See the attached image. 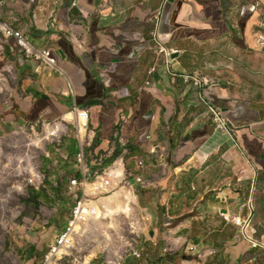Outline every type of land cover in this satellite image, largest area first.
Segmentation results:
<instances>
[{
  "label": "crops",
  "instance_id": "1",
  "mask_svg": "<svg viewBox=\"0 0 264 264\" xmlns=\"http://www.w3.org/2000/svg\"><path fill=\"white\" fill-rule=\"evenodd\" d=\"M0 22L56 63L0 34V75L14 70L17 86L0 128L86 112L98 159L110 166L123 150L128 175L143 180L132 179L150 222L146 261L130 264H264L222 217L251 219L264 237V0H0ZM155 30L177 54L151 76Z\"/></svg>",
  "mask_w": 264,
  "mask_h": 264
},
{
  "label": "rangeland",
  "instance_id": "2",
  "mask_svg": "<svg viewBox=\"0 0 264 264\" xmlns=\"http://www.w3.org/2000/svg\"><path fill=\"white\" fill-rule=\"evenodd\" d=\"M0 79L4 90L0 109H4L11 106L16 95L14 70L5 69ZM73 122L77 126L67 124ZM67 123H58L65 129L58 137H49L54 125L50 127L47 121L0 128V264L146 261L142 250L150 222L136 182L125 170L124 178L114 182L109 194L93 199L99 216L79 228L68 255L45 262L55 238L65 232L72 221L77 200L69 192V181L81 173L76 163L81 149L90 155L88 162L93 172L98 171L100 175L110 169L112 172L121 160L118 158L107 167L104 163L99 167L96 162L92 164L98 159L94 150L97 140L91 148L81 144L80 138L85 139L87 130L80 134V121ZM71 149L76 153L71 155ZM137 249L141 258L133 254Z\"/></svg>",
  "mask_w": 264,
  "mask_h": 264
},
{
  "label": "built area",
  "instance_id": "3",
  "mask_svg": "<svg viewBox=\"0 0 264 264\" xmlns=\"http://www.w3.org/2000/svg\"><path fill=\"white\" fill-rule=\"evenodd\" d=\"M262 26L264 28V25ZM0 34L5 38H13L16 42V45L25 53L28 58L39 60L47 66L56 67V63L52 58L51 52L49 50L36 49L22 31L15 30L0 22ZM152 35L155 41V47H153V50L156 55V62L153 69L150 71L151 76L155 75L159 72V70H161L162 63L170 64L173 60V57L177 54L176 51L169 49L162 42L158 30H155ZM259 40L264 46V33L260 36ZM187 79L193 80L198 87L209 86V82L206 79H200L199 77H188ZM147 86L149 87L152 85L151 83H148ZM211 110L214 114L215 123L227 131L231 136L235 137L236 131L231 127L232 125L230 120L227 119L221 112L213 108ZM74 112L82 113L86 117V121L88 122V125H86L88 133L85 140H80L79 142L91 148L96 139V134L93 133L92 129L90 128V115H88L86 112H79L78 110H75ZM56 124L58 123H50V127L51 125L55 126ZM81 150L82 151H80V153L76 156V163L77 166L81 168V173L69 181V192L70 194H73L77 200L76 207L73 210L72 221L68 229L55 238V242L45 255L46 263L50 262L55 257L68 255V252L73 245V238L76 235V226H85L90 223L91 220L96 219L99 216L98 210L94 205L95 200L93 201V199L109 194L114 182L123 179H117V176L113 172H110L111 169L106 171L103 175H100L98 171L94 173L88 162L90 155L87 154L85 149ZM121 161L124 169L126 170L124 160ZM94 162H96V166L99 167L103 165L104 161H102V159H96L95 161H92V164ZM140 167H144L143 162L140 163ZM36 179L39 180V177L37 176ZM130 179H135L138 184H143V180L139 177H135L134 175H132ZM222 217L225 222L233 224L238 229L243 240H245L251 248H260L264 250V237L260 239L256 238L257 232L252 225L251 219L242 220L240 218H230L227 215H222ZM190 250L194 251V247H191ZM133 254L137 258L142 257V254L138 250H134Z\"/></svg>",
  "mask_w": 264,
  "mask_h": 264
},
{
  "label": "bare ground",
  "instance_id": "4",
  "mask_svg": "<svg viewBox=\"0 0 264 264\" xmlns=\"http://www.w3.org/2000/svg\"><path fill=\"white\" fill-rule=\"evenodd\" d=\"M77 117H78V121H80V124H82V130L80 131V134H84V129L87 130L86 125H88V122L86 121V117L82 113L81 114L78 113ZM60 134H61V128L59 126L50 128L49 137H58ZM81 226L82 225L76 226V228H75L76 234H77V231L79 230V228ZM75 237H76V235L74 236V238Z\"/></svg>",
  "mask_w": 264,
  "mask_h": 264
},
{
  "label": "trees",
  "instance_id": "5",
  "mask_svg": "<svg viewBox=\"0 0 264 264\" xmlns=\"http://www.w3.org/2000/svg\"><path fill=\"white\" fill-rule=\"evenodd\" d=\"M73 153H76V151L73 149V151H72ZM122 152H123V150H118L117 151V153L115 154V156H114V158H113V160L111 161V162H109V164H111L112 165V163H114L118 158H119V156L122 154Z\"/></svg>",
  "mask_w": 264,
  "mask_h": 264
}]
</instances>
